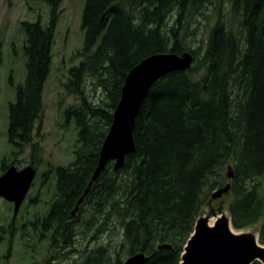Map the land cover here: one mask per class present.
I'll return each instance as SVG.
<instances>
[{"label": "trees", "instance_id": "16d2710c", "mask_svg": "<svg viewBox=\"0 0 264 264\" xmlns=\"http://www.w3.org/2000/svg\"><path fill=\"white\" fill-rule=\"evenodd\" d=\"M40 1L48 7V22L21 23L26 74L8 106L6 130L11 156L30 147L28 165L35 168L34 139L42 126V94L63 0ZM130 1L84 0L80 29L86 61L71 67L64 83L66 90L74 88L71 92L81 103L64 111L65 121L73 120L77 129L75 160L53 170L54 199L42 214L43 225L52 229L54 240L60 236L67 244L68 227L86 200L97 199L86 209L90 216L98 201H110L105 214L123 224L125 255L142 253L149 258L145 264H179L205 204V191L221 185L229 165L232 227L261 221L258 241L264 245V0H226L229 18L223 22L219 12L204 46L191 50L195 65L167 74L149 89L133 129L134 152L119 169L126 172L125 180L107 183V164L72 215L97 167L127 74L151 55L184 53L188 48L182 35L175 28L165 33L164 20L170 15L175 18L172 26H178L184 13L188 20L212 0H135L132 7ZM84 77L102 90L104 97L96 105L80 88ZM5 161H0L2 173L15 165ZM28 214L25 205L24 224ZM161 245L170 248L158 250ZM103 252L99 248L78 264H123L121 256Z\"/></svg>", "mask_w": 264, "mask_h": 264}, {"label": "rangeland", "instance_id": "374dc122", "mask_svg": "<svg viewBox=\"0 0 264 264\" xmlns=\"http://www.w3.org/2000/svg\"><path fill=\"white\" fill-rule=\"evenodd\" d=\"M130 2L132 7L135 0ZM83 5L84 0H63L58 9L59 15L52 46V66L42 94V126L39 135L34 139V143L38 146L34 153L38 156L35 157L38 162L37 175L16 216L13 214V203L0 199V264H78L83 257L89 256L99 248L104 249L103 254L106 256L114 253L116 258L121 256L123 263L131 257L125 255L123 224L116 217L111 218L110 215L105 214V209L110 210L108 206L110 201L104 202L98 193L97 196L102 202L98 201L97 210L91 209V216L85 213L86 209L97 199L86 200L84 203L86 205L73 216L72 224L68 227L72 231H69L67 244H63L60 236H56L54 240L55 234L52 233V229L43 225L42 214L50 208L54 199L51 195L55 183L53 170L58 167L67 168L75 160L77 129L73 120L65 121L64 111L72 107L79 108L81 103L80 97L75 92H71L74 88L66 90L64 83L68 78V70L86 61V55L82 50L83 32L80 29ZM230 9L226 0L215 2L212 0L197 12H192L196 14L188 20H185L187 13H184V18L178 26H172L175 18L167 16L164 20L166 24L164 31L168 33V29L175 28L174 32L182 35L183 44L188 48L184 53L190 54L191 50L204 46L210 29L219 17L218 13L220 12L224 22L229 18ZM48 18V7L40 0H0V161L8 158L9 161L5 162L10 165L13 160L14 166L18 169L27 166L32 157L30 147L15 158L11 156L12 149L6 139L8 106L14 102L16 87L24 83L26 74V56L23 49L25 33L21 23H33L39 19L41 24L45 25ZM193 65L195 62L192 59L189 68ZM80 88L93 105L104 97L102 90H96L87 77H84ZM112 167L113 163L110 162L104 180L109 184L125 180L126 172L122 170L114 172ZM230 171L231 167L225 166L221 185L214 190L205 191V204L197 218L208 220L224 214L231 222L228 212V206L233 199ZM225 186H228V191L213 199L212 194ZM25 205L29 211L25 219L26 224L21 216ZM10 220H13L11 224ZM260 222L242 229H231L253 235L259 244Z\"/></svg>", "mask_w": 264, "mask_h": 264}, {"label": "water", "instance_id": "95a60500", "mask_svg": "<svg viewBox=\"0 0 264 264\" xmlns=\"http://www.w3.org/2000/svg\"><path fill=\"white\" fill-rule=\"evenodd\" d=\"M191 54H154L141 60L127 74L121 89L119 101L112 113V121L103 140L98 155V163L83 196L104 170L107 163L112 162L114 172L121 169L125 158L134 152L133 129L142 103L152 85L167 74L185 71L192 63ZM140 70V80L133 83L134 75ZM36 170L32 166L17 169L9 166L0 176V182L7 176L8 183L4 191L0 189V198L13 203V214L24 201L35 178ZM231 177V175H230ZM16 178L11 181L10 179ZM228 191V186L217 190L212 198H218ZM7 192V193H5ZM217 220L211 227L206 218H197L193 232L188 238L180 264H252L255 261L264 264V247L257 243L251 234H234L230 231V221L223 215H216ZM170 245H161L157 249H168ZM148 257L136 254L123 264H145Z\"/></svg>", "mask_w": 264, "mask_h": 264}, {"label": "bare ground", "instance_id": "6f19581e", "mask_svg": "<svg viewBox=\"0 0 264 264\" xmlns=\"http://www.w3.org/2000/svg\"><path fill=\"white\" fill-rule=\"evenodd\" d=\"M140 80V70L134 75V78H133V83H138L137 81ZM11 181L13 180H16V178H13V179H10ZM8 183V177L6 176L3 180H2V183L0 182V189L4 191V188L6 186V184ZM7 193V192H5ZM217 220V217H213V218H209L207 220V226L208 227H211L213 225V223ZM230 231L234 234H242L241 232H235L234 230L231 229L230 227Z\"/></svg>", "mask_w": 264, "mask_h": 264}]
</instances>
